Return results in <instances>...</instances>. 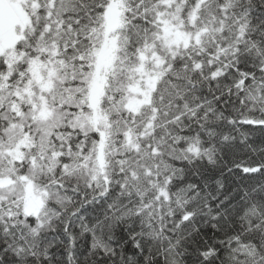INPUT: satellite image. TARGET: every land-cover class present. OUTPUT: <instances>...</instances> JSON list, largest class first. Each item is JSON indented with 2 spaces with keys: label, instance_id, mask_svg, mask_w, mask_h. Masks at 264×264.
I'll use <instances>...</instances> for the list:
<instances>
[{
  "label": "snow or ice",
  "instance_id": "1",
  "mask_svg": "<svg viewBox=\"0 0 264 264\" xmlns=\"http://www.w3.org/2000/svg\"><path fill=\"white\" fill-rule=\"evenodd\" d=\"M0 264H264V0H0Z\"/></svg>",
  "mask_w": 264,
  "mask_h": 264
}]
</instances>
